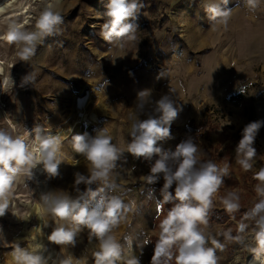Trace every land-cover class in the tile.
Returning a JSON list of instances; mask_svg holds the SVG:
<instances>
[{
	"label": "rangeland",
	"instance_id": "rangeland-1",
	"mask_svg": "<svg viewBox=\"0 0 264 264\" xmlns=\"http://www.w3.org/2000/svg\"><path fill=\"white\" fill-rule=\"evenodd\" d=\"M142 2L145 7L136 20L137 39L124 43L123 47L110 45L99 35L104 22L99 17L106 11L109 0H58L57 10L64 16L60 34L39 44L30 61L17 63L12 48H0V53L6 50L11 63H15L11 69L15 87L9 93L0 91V128L13 135H23L25 130L31 131L39 124L65 137L60 175L47 179L37 169L34 180L24 178L14 188L10 212L0 217V264H11L10 254L17 240L22 247L40 243L54 256L86 257L87 264H93L89 257L93 246L88 242L87 230L78 235L75 247L64 246L63 252L47 241L53 222L44 210L40 195L54 191L60 194L61 190L73 197L77 195L72 187L73 174L76 171L86 173L87 169L84 158L73 151L71 137L65 140L71 133L69 128L80 130L73 123V98L85 86L96 89L103 80L110 82V89L93 93L91 122L96 126L91 128V135L106 127L113 143L126 147L131 139L133 121L129 117L136 112L137 92L151 90L152 103L145 107L146 113L163 95L175 94L182 111L171 125L173 139L161 142L163 148L174 150L177 144L191 137L204 150L202 159L221 166L230 165L231 176L225 178L218 196L238 191L241 209L234 213L233 220L217 199L206 234L216 236L231 227L235 235L243 213L258 199L254 191L257 181L253 179L256 169L244 172L235 163L234 149L246 124L264 121V0H259L255 11L245 7L243 0H229L228 7L234 10L227 31L221 25L211 27L203 6L212 0ZM25 3L30 6L28 13L14 19L29 20L26 27L30 28L42 0H17L7 6V11L18 10ZM237 3L241 7L235 8ZM5 28L6 23L0 21V31ZM253 31L260 33L258 40L248 35ZM29 73L35 76L34 83L21 87L22 78ZM105 75H113V78H97ZM238 93H242V98L232 97ZM183 115L185 119L180 120ZM140 118L146 115L141 114ZM254 147L258 155L255 167L259 168L264 164V126L259 130ZM125 155L127 164L120 162L115 170L118 175L114 174L120 187L110 194L123 195L125 201L136 200L139 211L130 213L114 234L122 244L124 237L130 236L134 253H139L137 245H142L145 239L150 240L151 243L143 248L146 258L140 259L141 264H150L159 233L156 203L163 199L160 191L163 180L147 185L142 176L149 172V163ZM133 164L136 170L131 172ZM80 189L84 190L83 184ZM95 206L93 203L90 208ZM171 206L165 205V214ZM246 222L250 228L245 244L251 245L254 224ZM45 223H49V227H44ZM216 238L225 242L223 237ZM217 255L219 264H259V261L254 263L253 255L244 245L227 244Z\"/></svg>",
	"mask_w": 264,
	"mask_h": 264
},
{
	"label": "clouds",
	"instance_id": "clouds-1",
	"mask_svg": "<svg viewBox=\"0 0 264 264\" xmlns=\"http://www.w3.org/2000/svg\"><path fill=\"white\" fill-rule=\"evenodd\" d=\"M57 3L58 0H42L30 28L26 27L27 20L7 19L6 28L0 31V48H12L17 63L30 61L39 44L48 37L60 34L64 16L57 10ZM228 4L229 0H212L203 6L211 27L221 25L227 31L234 10ZM243 5L255 11L259 0H243ZM144 7L142 0H109L106 11L99 17L104 20L99 31L101 38L110 45L120 47L135 41L138 30L136 20ZM239 7L241 4L237 3L235 8ZM5 11L7 7L0 5V13ZM14 65L6 50L0 53V91L4 93L15 87L11 75ZM160 75L163 76L162 73ZM34 81L35 76L29 73L22 78L20 86L33 84ZM109 83L103 80L94 91H104ZM150 96L149 89L137 92L136 112L129 117L133 121L129 133L131 139L126 147L113 143L106 127L95 130V135L85 132L71 136V147L84 158L87 171L73 174L75 197L64 190L60 194L56 191L41 193L44 210L51 215L53 222L52 230L46 236L47 241L59 246L63 252L64 246L75 247L78 235L87 230L88 242L95 241L97 244L92 253L93 264H141L143 248L151 241L145 239L142 245H137L138 256L132 252L133 240L130 236L124 237L122 244L114 234L130 213L139 211L136 200L125 201L123 195L110 194L120 187L114 174L118 175L115 170L120 162L127 164V153L135 161L149 163V172L142 176L147 185L163 180L160 189L163 199L156 203L155 219L159 221V233L150 264H219L217 251L223 252L227 244L232 243L244 245L259 264H264V164L255 167L258 155L254 147L264 121L246 124L234 149L235 163L244 172L256 169L253 179L257 181L254 191L258 199L243 213L236 225L235 235L231 227L216 234L223 237L225 243L216 236L206 234L205 229L217 199L223 211L233 220L234 213L241 209L238 191L218 196L225 178L231 176L230 165L225 163L221 166L212 160L202 159L204 150L191 137L177 144L174 150L164 149L161 142L173 139L171 125L182 107L172 95H163L146 113L145 107L152 103ZM141 114L146 118L141 119ZM12 128L14 131V126ZM68 131L72 133L71 128ZM64 138L61 132L53 134L51 128L39 124L31 131L25 130L23 135H13L0 128V217L10 212L11 196L16 185L24 178L35 179L34 170L38 169L47 179L60 175L59 166L64 163L61 151ZM135 170L133 164L130 171ZM82 184L83 191L80 189ZM93 203L96 206L90 208ZM168 204L172 206L165 214L164 207ZM12 214L15 216L14 212ZM246 221L254 224L251 245L245 244L250 228ZM44 227H49V223H45ZM10 255L11 264H87L86 257L74 259L68 255L61 258L54 256L43 244L22 247L19 240Z\"/></svg>",
	"mask_w": 264,
	"mask_h": 264
},
{
	"label": "built area",
	"instance_id": "built-area-1",
	"mask_svg": "<svg viewBox=\"0 0 264 264\" xmlns=\"http://www.w3.org/2000/svg\"><path fill=\"white\" fill-rule=\"evenodd\" d=\"M94 90L95 89L91 86H85L78 91L73 98V123L80 128L79 131H77V128L72 130L75 131V134H83L87 132L91 135V128L96 126L95 123L91 122L93 120L91 118L90 108ZM73 134L74 132L70 133L65 140L70 138Z\"/></svg>",
	"mask_w": 264,
	"mask_h": 264
},
{
	"label": "bare ground",
	"instance_id": "bare-ground-1",
	"mask_svg": "<svg viewBox=\"0 0 264 264\" xmlns=\"http://www.w3.org/2000/svg\"><path fill=\"white\" fill-rule=\"evenodd\" d=\"M17 1V0H0V5H5L6 7L11 4L12 2ZM29 3L23 4L18 10H8L5 11L1 16H0V21L4 24L7 19H14L18 15H26L28 13V9L30 8ZM30 16V15H29ZM28 18V17H27ZM29 19V18H28ZM29 21V20H27ZM254 263H257L258 260H256L254 257L252 259Z\"/></svg>",
	"mask_w": 264,
	"mask_h": 264
},
{
	"label": "crops",
	"instance_id": "crops-1",
	"mask_svg": "<svg viewBox=\"0 0 264 264\" xmlns=\"http://www.w3.org/2000/svg\"><path fill=\"white\" fill-rule=\"evenodd\" d=\"M258 34H260L259 32L257 33V32H255V31H253L251 34L249 33L248 35L251 37V39H254V37L256 38V40H258ZM249 37V38H250ZM239 39V38H238ZM260 39V38H259ZM240 40V39H239ZM259 42V41H258ZM258 50H259V48H257ZM97 78H113V75L111 76V75H105V76H98ZM107 88V90H109L110 89V87H109V85L106 87ZM169 93V92H168ZM179 93H182L181 91L179 92ZM172 96H173V98H174V96H175V94H171ZM174 99H176V98H174ZM154 103L155 102H153V106H154ZM99 104V103H98ZM185 119V115H183L181 118H180V120H184ZM124 243V242H123ZM92 251H89L90 252V255H89V257L93 260V258H92V253H93V251H95L96 250V248H97V244H96V242L95 241H93L92 242ZM133 254H135V255H138V256H140V252L138 253H134L133 252ZM143 258H146V254H145V252H144V254L142 255V256H140V259H143Z\"/></svg>",
	"mask_w": 264,
	"mask_h": 264
},
{
	"label": "trees",
	"instance_id": "trees-1",
	"mask_svg": "<svg viewBox=\"0 0 264 264\" xmlns=\"http://www.w3.org/2000/svg\"><path fill=\"white\" fill-rule=\"evenodd\" d=\"M232 97H234V98H242V93H238V94H236V95H234V96H232ZM228 216V215H227ZM221 219V218H220Z\"/></svg>",
	"mask_w": 264,
	"mask_h": 264
}]
</instances>
